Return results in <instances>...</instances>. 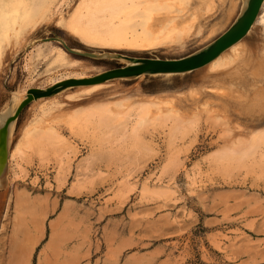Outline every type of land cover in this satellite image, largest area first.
<instances>
[{"label": "rangeland", "instance_id": "rangeland-1", "mask_svg": "<svg viewBox=\"0 0 264 264\" xmlns=\"http://www.w3.org/2000/svg\"><path fill=\"white\" fill-rule=\"evenodd\" d=\"M138 1L134 17L113 20L126 41L111 45L76 31L88 27L81 0H44L39 26L19 44L0 40V114L14 96L54 80L126 65L68 53L73 65L62 67L47 53L62 45L45 39L85 52L178 60L222 36L243 7L238 0L224 19L228 3L215 0L199 21L144 47L136 37L148 14ZM190 2L170 0L152 14L184 16L190 6L180 8ZM244 40L264 46V21ZM206 73L73 87L24 108L0 192V264H264V142L249 151L264 127L252 133L236 121L227 94L211 95L202 81Z\"/></svg>", "mask_w": 264, "mask_h": 264}, {"label": "bare ground", "instance_id": "bare-ground-1", "mask_svg": "<svg viewBox=\"0 0 264 264\" xmlns=\"http://www.w3.org/2000/svg\"><path fill=\"white\" fill-rule=\"evenodd\" d=\"M168 1L170 0H144L146 2L144 3V10L148 15L143 22L146 21L145 23L147 24L144 23V26L142 25L143 30L136 37V39H141V46L151 47L157 44L162 36L177 35L178 31L184 30L196 20L199 21L202 11L211 9L215 3V0H191L190 3L182 5L180 8V10H183L185 6H190L188 14L184 16L154 17L152 14L153 10L164 9L169 5ZM225 1L228 3V10L224 19H228L234 13L238 0H222V2ZM81 2L87 8L85 17H87L88 27L83 28V30L77 29L76 31L83 35L86 40L111 45H120L126 41V38L122 36L125 28L119 24V28H114L113 20L118 19L122 22V20H128L134 17V14L130 10L138 7V0H81ZM242 2L243 10L246 5V0H242ZM43 5L44 0H0V40H5L8 44L12 42L19 44L27 28H35L45 20L42 14ZM263 9L264 3L249 32L254 28L255 23L264 21L262 16ZM245 37L226 49L209 64L196 71L202 70L207 72L202 76V81L207 83V86L211 87L212 90L216 91V93H212L211 95L221 98L217 95L218 91H222L224 93L223 95L227 94L225 98H229V102L233 104L232 112L234 113L232 115L234 119L240 122V124H244L247 128H250L253 133L264 127V46H257L255 49L250 48L244 40ZM54 39H45L42 44L57 41L62 45V39ZM260 50L263 51L260 53ZM47 53H51V61L54 64H59L62 67H71L73 65L63 46L47 49ZM41 56L43 55L40 53L37 54V57L40 58ZM44 57L47 58L45 55ZM83 78L89 77H65L60 80H54L50 87L64 80ZM104 84L79 86V88L93 90L102 87ZM25 93V96H14L10 107L0 114V125L14 114L19 104L26 98L28 93ZM57 95L51 98H44V100H53ZM220 100L226 102L225 99ZM13 125L14 123L10 125L8 135V168L6 173L0 176V192L5 191V188L8 186V171L10 170V163L13 158L12 151H10ZM261 142H264V133L253 137L249 145L250 153ZM15 264L26 263L25 260L23 261L19 258L15 261Z\"/></svg>", "mask_w": 264, "mask_h": 264}, {"label": "water", "instance_id": "water-1", "mask_svg": "<svg viewBox=\"0 0 264 264\" xmlns=\"http://www.w3.org/2000/svg\"><path fill=\"white\" fill-rule=\"evenodd\" d=\"M264 0H246V5L234 24L213 43L197 53L178 60H163L152 58H134L115 53H95L72 49L62 41V46L67 53L79 57L95 60L114 59L123 60L126 65L120 68L106 71L94 77L83 79H68L59 82L47 89H31L24 101L17 107L14 114L8 117L0 125V176H3L8 168V135L10 125L14 123L22 112L33 101L51 98L62 91L79 86L104 84L113 80H132L141 76H165L183 75L194 72L216 59L226 49L242 40L256 21ZM57 38V37H56ZM56 38L54 40H56Z\"/></svg>", "mask_w": 264, "mask_h": 264}]
</instances>
